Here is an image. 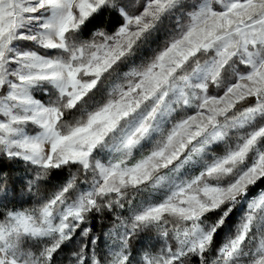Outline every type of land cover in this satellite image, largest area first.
<instances>
[{
  "label": "snow or ice",
  "instance_id": "obj_1",
  "mask_svg": "<svg viewBox=\"0 0 264 264\" xmlns=\"http://www.w3.org/2000/svg\"><path fill=\"white\" fill-rule=\"evenodd\" d=\"M0 264H264V0H0Z\"/></svg>",
  "mask_w": 264,
  "mask_h": 264
},
{
  "label": "trees",
  "instance_id": "obj_2",
  "mask_svg": "<svg viewBox=\"0 0 264 264\" xmlns=\"http://www.w3.org/2000/svg\"><path fill=\"white\" fill-rule=\"evenodd\" d=\"M109 224H110V222H109ZM96 228L99 229V225L98 224L96 225Z\"/></svg>",
  "mask_w": 264,
  "mask_h": 264
}]
</instances>
